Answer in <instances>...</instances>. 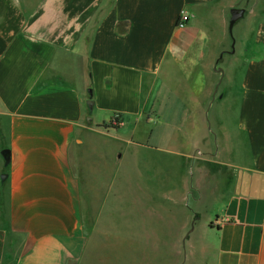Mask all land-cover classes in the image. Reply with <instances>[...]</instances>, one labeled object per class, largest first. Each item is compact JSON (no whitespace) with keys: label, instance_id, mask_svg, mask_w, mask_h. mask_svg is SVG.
Here are the masks:
<instances>
[{"label":"crops","instance_id":"1","mask_svg":"<svg viewBox=\"0 0 264 264\" xmlns=\"http://www.w3.org/2000/svg\"><path fill=\"white\" fill-rule=\"evenodd\" d=\"M115 197L174 264H264V0H0V264L79 262Z\"/></svg>","mask_w":264,"mask_h":264},{"label":"rangeland","instance_id":"2","mask_svg":"<svg viewBox=\"0 0 264 264\" xmlns=\"http://www.w3.org/2000/svg\"><path fill=\"white\" fill-rule=\"evenodd\" d=\"M142 132L145 133V130ZM100 156H95L94 163L88 169L95 168L96 173L101 169L105 160ZM90 160L91 157H87V162L90 163ZM131 199L130 197L126 204H120L118 197H115V202L112 200V204L106 209L100 235L91 240L82 260L69 264H174L173 259L167 257L164 247L136 238L135 217H127L129 214L125 211L129 208L130 212L135 208V201ZM187 248L185 240L182 247L183 259L187 257Z\"/></svg>","mask_w":264,"mask_h":264},{"label":"water","instance_id":"3","mask_svg":"<svg viewBox=\"0 0 264 264\" xmlns=\"http://www.w3.org/2000/svg\"><path fill=\"white\" fill-rule=\"evenodd\" d=\"M241 15V12H239L238 10H234L232 12V17H231V22H235ZM92 101L90 100L89 101V105H91ZM3 155H4V158L6 160V163L8 164L9 163V160H10V151L8 149H5L3 151ZM2 180H5L7 178V175L4 174L1 176Z\"/></svg>","mask_w":264,"mask_h":264},{"label":"built area","instance_id":"4","mask_svg":"<svg viewBox=\"0 0 264 264\" xmlns=\"http://www.w3.org/2000/svg\"><path fill=\"white\" fill-rule=\"evenodd\" d=\"M188 20H189V14L186 11H182L178 19V26L179 27L186 26L188 24ZM114 122H118V121L114 120Z\"/></svg>","mask_w":264,"mask_h":264}]
</instances>
